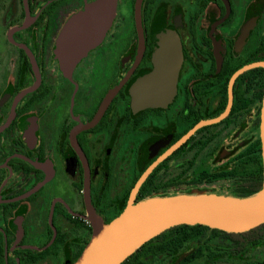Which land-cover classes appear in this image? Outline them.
<instances>
[{
	"label": "flooded vegetation",
	"instance_id": "af4514ba",
	"mask_svg": "<svg viewBox=\"0 0 264 264\" xmlns=\"http://www.w3.org/2000/svg\"><path fill=\"white\" fill-rule=\"evenodd\" d=\"M92 1L26 0L29 24L10 40L26 12L22 0H0V264H71L91 236L90 212L117 216L199 121L133 203L254 188L264 68L233 75L264 62V0H140V26L136 0H116L101 39L65 65L57 39ZM162 31L180 46L175 94L146 105L141 81ZM193 253L142 252L130 264H264V252H202L192 263Z\"/></svg>",
	"mask_w": 264,
	"mask_h": 264
},
{
	"label": "water",
	"instance_id": "95a60500",
	"mask_svg": "<svg viewBox=\"0 0 264 264\" xmlns=\"http://www.w3.org/2000/svg\"><path fill=\"white\" fill-rule=\"evenodd\" d=\"M26 12L23 24L10 30L11 33L29 24L26 0H22ZM116 0H94L86 4L83 11L73 15L64 24L57 39V53L65 65L83 55L96 44L110 25ZM140 0L135 1V19L140 26ZM139 31V39L142 40ZM23 46V45H22ZM177 37L162 31L158 37L155 70L141 81L140 98L146 105L163 106L169 102L176 89L177 72L180 65ZM27 50V49H26ZM264 62L246 65L238 69L233 77L244 69ZM232 77V78H233ZM225 112L219 116L221 118ZM7 122L0 127V130ZM202 121L186 132L166 153L181 144ZM259 155L261 184L247 196L207 193L194 189L188 193L152 196L133 203L139 185L151 169L160 161L152 163L137 179L125 207L120 213L104 223L94 211L90 212L92 233L78 257L71 264H120L137 248L164 230L176 225H204L224 232L240 233L264 223V93L259 114Z\"/></svg>",
	"mask_w": 264,
	"mask_h": 264
},
{
	"label": "trees",
	"instance_id": "16d2710c",
	"mask_svg": "<svg viewBox=\"0 0 264 264\" xmlns=\"http://www.w3.org/2000/svg\"><path fill=\"white\" fill-rule=\"evenodd\" d=\"M255 168L257 179L252 190L221 194L242 197L255 192L261 184V165L258 159ZM192 181V185L202 183V175L198 173ZM188 192L190 189L183 193ZM258 245H264V223L240 233L224 232L200 224H180L149 239L120 264H130L142 252H194L189 256L190 262L193 263L202 258V252H255Z\"/></svg>",
	"mask_w": 264,
	"mask_h": 264
},
{
	"label": "rangeland",
	"instance_id": "374dc122",
	"mask_svg": "<svg viewBox=\"0 0 264 264\" xmlns=\"http://www.w3.org/2000/svg\"><path fill=\"white\" fill-rule=\"evenodd\" d=\"M115 10H116V4H115V9H114V14H113V17H114V15H115ZM75 15V14H74ZM73 16V15H72ZM71 16V17H72ZM71 17H69L68 19H70ZM112 20H113V18H112ZM111 20V21H112ZM0 32L2 33V35H1V33H0V51H2L3 50V43L2 42H5V39H4V37H3V30L1 29L0 30ZM2 36V37H1ZM192 190H194V189H192ZM192 190H190V192L192 191ZM177 193H182V192H177ZM177 193H174V194H177ZM255 252H264V245L263 246H260V245H258L257 246V248H256V251Z\"/></svg>",
	"mask_w": 264,
	"mask_h": 264
}]
</instances>
